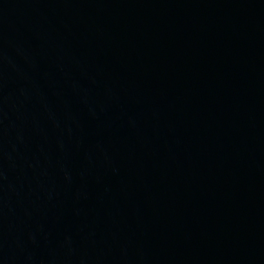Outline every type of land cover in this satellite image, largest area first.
Listing matches in <instances>:
<instances>
[{
    "label": "water",
    "instance_id": "95a60500",
    "mask_svg": "<svg viewBox=\"0 0 264 264\" xmlns=\"http://www.w3.org/2000/svg\"><path fill=\"white\" fill-rule=\"evenodd\" d=\"M0 264H264V0H0Z\"/></svg>",
    "mask_w": 264,
    "mask_h": 264
}]
</instances>
